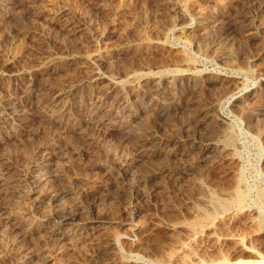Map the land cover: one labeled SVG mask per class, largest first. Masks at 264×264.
<instances>
[{
	"label": "rangeland",
	"instance_id": "obj_1",
	"mask_svg": "<svg viewBox=\"0 0 264 264\" xmlns=\"http://www.w3.org/2000/svg\"><path fill=\"white\" fill-rule=\"evenodd\" d=\"M263 261L264 0H0V264Z\"/></svg>",
	"mask_w": 264,
	"mask_h": 264
},
{
	"label": "bare ground",
	"instance_id": "obj_2",
	"mask_svg": "<svg viewBox=\"0 0 264 264\" xmlns=\"http://www.w3.org/2000/svg\"><path fill=\"white\" fill-rule=\"evenodd\" d=\"M49 65H50V66H52V65L54 66V61L50 62ZM181 74H182V73H181ZM178 84H179V83H178ZM200 111H201V110H200ZM200 111H199V112H200ZM226 137H227V136H226ZM214 145H215V144H214ZM210 151H211V150H210ZM209 153H211V152H209ZM263 262H264V261H263ZM260 263H262V262H260ZM260 263H258V264H260ZM238 264H240V263H238ZM241 264H251V262H249V263H248V262H247V263H243V262H242ZM252 264H253V263H252Z\"/></svg>",
	"mask_w": 264,
	"mask_h": 264
}]
</instances>
